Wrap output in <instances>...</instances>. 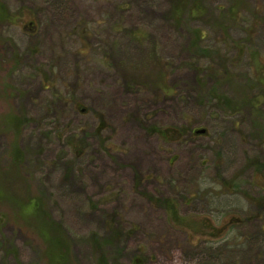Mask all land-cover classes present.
Listing matches in <instances>:
<instances>
[{
    "label": "rangeland",
    "instance_id": "374dc122",
    "mask_svg": "<svg viewBox=\"0 0 264 264\" xmlns=\"http://www.w3.org/2000/svg\"><path fill=\"white\" fill-rule=\"evenodd\" d=\"M0 3V187L44 199L73 264H96L88 234L111 230L108 264H264V0H203L178 26L171 0ZM166 126L190 130L168 142ZM13 203L0 264H45Z\"/></svg>",
    "mask_w": 264,
    "mask_h": 264
},
{
    "label": "trees",
    "instance_id": "16d2710c",
    "mask_svg": "<svg viewBox=\"0 0 264 264\" xmlns=\"http://www.w3.org/2000/svg\"><path fill=\"white\" fill-rule=\"evenodd\" d=\"M187 1V0H185ZM183 0H171V14L172 18L177 23L178 26L181 21L183 20V16L185 13L193 15H198L200 13H203L205 11V6L203 4V0H192L191 3H186ZM185 12V13H184ZM10 20V18H13L12 11L8 8L7 5L4 3H0V19L6 18ZM83 31H85V28H82ZM195 40L193 42V48H196L197 50L200 47L199 43L202 41L205 37L203 30L199 31L196 30L194 32ZM196 50V51H197ZM201 54L209 53L208 49L201 48L200 49ZM227 76V75H226ZM216 94V93H215ZM216 99L218 101L221 100V97L216 96ZM96 116L99 120V125L97 127V131L101 132V128L105 126V119L104 115L102 113H96ZM11 120H15L11 123L12 125L15 124L14 127H21L20 124V118L18 117V120L12 116ZM25 121V120H24ZM23 122V121H22ZM24 123V122H23ZM189 127L188 126H166V127H160L155 128V132L163 138V140L171 142V141H181L186 134L189 133ZM197 131V130H196ZM193 133V130L190 132ZM197 133V132H195ZM190 134V135H191ZM73 149H76L77 152H79L80 147H72ZM79 148V149H77ZM21 155V150L18 148V145H15L13 149V156L15 159H19L18 156ZM255 165L257 167V174L260 175L259 172V162L258 160H254ZM3 188L0 187V196L4 197L8 200H10L11 203L15 202L17 206L15 207L18 210V214H20V218L23 219L24 222L28 226L32 227V230H34V235L37 238V240L41 243L42 246V256L45 261V264H73L72 263V257H71V251H72V236L69 235V232L67 231L66 227L63 225L62 222L55 220L52 215L50 214L49 209L46 206V203L44 199L39 195L34 196H26L23 195H9L6 191L2 190ZM254 203H257L258 205L263 203V198H253L252 199ZM13 201V202H12ZM177 203L171 199L167 201V206L169 207L171 211V216L173 223L175 225H182L184 227H189L192 229V222L185 221L183 223H180V221L183 220V218L179 215V211L177 208ZM203 226H208L211 228L210 230V236L217 237L223 234L226 230H229V227H222L217 228L213 225H211V222L208 220L202 221ZM230 227L232 224L229 225ZM197 227H194V230H196ZM112 233H108L107 235H101L98 232H91L88 234V239L90 240L93 248H95V251H103V247L107 244H109L112 240H120V238L123 236V232L121 230H111ZM71 238H70V237ZM101 251L100 254L96 257V264H108L109 257L104 254Z\"/></svg>",
    "mask_w": 264,
    "mask_h": 264
},
{
    "label": "water",
    "instance_id": "95a60500",
    "mask_svg": "<svg viewBox=\"0 0 264 264\" xmlns=\"http://www.w3.org/2000/svg\"><path fill=\"white\" fill-rule=\"evenodd\" d=\"M205 131V129H198L196 132L197 133H203Z\"/></svg>",
    "mask_w": 264,
    "mask_h": 264
}]
</instances>
